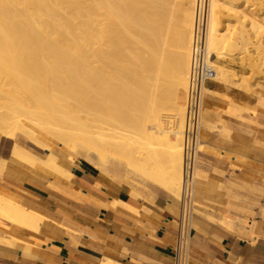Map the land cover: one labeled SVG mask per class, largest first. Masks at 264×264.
<instances>
[{"label": "bare ground", "instance_id": "6f19581e", "mask_svg": "<svg viewBox=\"0 0 264 264\" xmlns=\"http://www.w3.org/2000/svg\"><path fill=\"white\" fill-rule=\"evenodd\" d=\"M158 4L159 0H0V97L11 102H0L9 115L0 117V134L14 141L19 156L31 160L36 169L70 179L73 175L60 160H83L78 154L88 146L100 155L121 158L127 176L156 183L181 199L187 185L184 129L197 0H187L179 20L175 18V34L181 35L174 39L179 37L176 43L183 49L179 53L168 49L165 10ZM223 13L240 16V26L223 22ZM249 15L235 5L209 0L206 47L214 81L232 80V47L242 50L259 34L264 37V24ZM258 44L263 46L264 39ZM245 84L238 86L244 89ZM216 95L220 94L203 87L200 135L213 128L203 119L204 111L238 115L232 100L227 106L215 104ZM22 116L31 120L16 126L14 121ZM19 132L48 156L38 157L33 146L22 147L16 142ZM75 140L81 143L73 144ZM199 152L215 153L204 141ZM0 210L24 227L40 220L7 191L0 193Z\"/></svg>", "mask_w": 264, "mask_h": 264}, {"label": "crops", "instance_id": "0c3cea01", "mask_svg": "<svg viewBox=\"0 0 264 264\" xmlns=\"http://www.w3.org/2000/svg\"><path fill=\"white\" fill-rule=\"evenodd\" d=\"M207 87L220 94L215 104L232 100L238 115L203 112L213 128L201 131L200 145L215 153L198 156L190 264H264V85ZM16 142L33 146L23 134ZM14 145L0 134V193L40 220L24 227L0 210V264L175 263L181 203L174 194L93 162L87 150V162L60 160L69 179L36 169Z\"/></svg>", "mask_w": 264, "mask_h": 264}, {"label": "built area", "instance_id": "2783aa9c", "mask_svg": "<svg viewBox=\"0 0 264 264\" xmlns=\"http://www.w3.org/2000/svg\"><path fill=\"white\" fill-rule=\"evenodd\" d=\"M208 2L197 0L194 20L192 61L189 86L186 97L185 122V182L181 196V213L177 230V243L174 249V264H190V247L194 219L195 170L199 156L200 122L202 115V90L208 82L214 81L216 72L207 58L206 37L208 29Z\"/></svg>", "mask_w": 264, "mask_h": 264}, {"label": "rangeland", "instance_id": "374dc122", "mask_svg": "<svg viewBox=\"0 0 264 264\" xmlns=\"http://www.w3.org/2000/svg\"><path fill=\"white\" fill-rule=\"evenodd\" d=\"M170 1H172V2H170ZM221 1L223 2V4H225L227 6L235 5L241 12H245L248 15L250 14L249 16L253 17L254 19H257L258 21H260L261 23L264 24V19H263L264 18V0H226V1L225 0H221ZM172 3H174V4H172ZM186 4H187V0H166V1L165 0H159L158 6L160 5L162 7L161 8L159 6L160 7L159 10H162V12H163V10H165L163 12L164 15H165L163 21H164V24H166V25H164V32H165V35H166L167 42L169 41L167 43L168 49L171 52L172 51H174V52L176 51L175 53L183 52V49H181V46H180L181 43L180 44L179 43H176L177 40L179 42V39H178L179 37L177 38V40H175L176 38L174 39V36L177 37L176 35H181V33H179V32H178L179 34H177V33L175 34V32L178 31V30H176V27L177 26H175V25H178V22H179V21H176L175 18L177 17L176 19L179 20V17H180V13L179 12L181 11V6H184ZM174 7L176 8V11H174L175 10ZM169 10H172V11H169ZM223 14L221 15V19H222L223 22L230 23L232 21L231 22L232 24H236V25L238 24L240 26V24L238 23V21H239L238 19H240V16L238 17V15H234V18H233V16H231L229 14H226V13H223ZM165 17H167V18H165ZM229 17L230 18L232 17V19L229 20L230 19ZM172 19H174V21H176V23L174 22V24H173V22H172L173 20ZM235 20H237V21H235ZM167 22L170 23V24H168ZM261 34L262 35L264 34V30H263V33H261ZM259 35H258V38L256 40H254L253 42H250V45L249 46H245V48H243L242 50L240 49L241 47H239V48L232 47L233 48L232 49L233 51L231 50V53H232L233 56H235V58L232 59L233 62H229L231 64L230 65V69L232 70V72H231V78H232V80L230 79L228 83H230V82L231 83L230 84L226 83L227 85L239 87L238 85H241L242 86V83L243 84L246 83L244 85V87L246 86L244 89H250L253 85H258L259 87L264 85V45L263 46H259L260 44H258V41L261 40V39H264V37L262 38ZM173 43H176V46L173 45ZM251 43H253V44H251ZM246 60L251 61V63L248 64L249 62H246ZM248 65H250V66H248ZM252 68L255 70V72H254V70ZM246 79L248 81H246ZM214 82L215 83H220V82H217V81H214ZM236 83H237V85H236ZM0 102H3V103L7 102L8 103L9 101L0 97ZM9 103H11V102H9ZM7 114L8 113H7V111L5 109L0 108V117L1 118L2 117L9 116ZM34 114H36V112H34ZM27 120H31L30 117H28V116H22L21 119L15 120L14 123L16 124V126L19 125V124H22V126L24 127L23 124ZM17 134L22 135V133H20V132L17 133ZM28 141L35 148L38 147L41 150H43L42 147H40L39 145L33 143L29 139H28ZM75 143H81V141L80 140H75L73 142V144H75ZM86 150L88 151L89 156H90V158H91V160L93 162L99 161V163L100 164H103V165H105L106 162H109L111 165L114 164L116 166L123 167V169L125 168V166H124L125 165V162L121 158H119L118 156H115V155H112V154H109V153H105L104 155H100V154L96 153L95 151H93L88 146H86ZM78 157L79 158H82L84 161L86 160L85 155L82 154V153L81 154L79 153L78 154ZM96 159H97V161H96ZM111 165H109V166H111ZM127 177H130V176H127Z\"/></svg>", "mask_w": 264, "mask_h": 264}]
</instances>
